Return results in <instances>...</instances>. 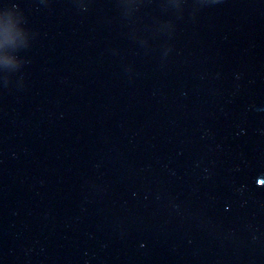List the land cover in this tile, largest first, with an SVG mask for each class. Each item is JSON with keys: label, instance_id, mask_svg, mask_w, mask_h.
Masks as SVG:
<instances>
[{"label": "water", "instance_id": "1", "mask_svg": "<svg viewBox=\"0 0 264 264\" xmlns=\"http://www.w3.org/2000/svg\"><path fill=\"white\" fill-rule=\"evenodd\" d=\"M0 264H264V0H0Z\"/></svg>", "mask_w": 264, "mask_h": 264}]
</instances>
